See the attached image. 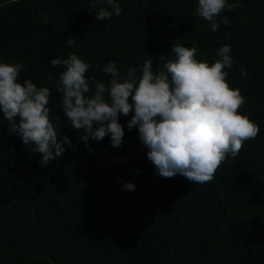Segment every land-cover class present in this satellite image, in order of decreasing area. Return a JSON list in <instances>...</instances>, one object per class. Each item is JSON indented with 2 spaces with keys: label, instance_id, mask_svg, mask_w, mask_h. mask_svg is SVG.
<instances>
[{
  "label": "trees",
  "instance_id": "16d2710c",
  "mask_svg": "<svg viewBox=\"0 0 264 264\" xmlns=\"http://www.w3.org/2000/svg\"><path fill=\"white\" fill-rule=\"evenodd\" d=\"M94 2L0 0V63L22 64L18 82L50 89V120L75 146L42 166L0 114V264H264V0H228L239 7L216 18V32L196 14L198 0H116L121 15L101 22L89 14ZM175 42L209 65L230 46L226 82L245 98L239 114L260 128L208 183L157 175L127 127L134 112L119 116L121 147L106 136L89 139L90 151L54 86L57 57L76 54L107 85L109 62L139 74L150 57L155 70ZM128 182L135 191L123 190Z\"/></svg>",
  "mask_w": 264,
  "mask_h": 264
},
{
  "label": "clouds",
  "instance_id": "9594fccd",
  "mask_svg": "<svg viewBox=\"0 0 264 264\" xmlns=\"http://www.w3.org/2000/svg\"><path fill=\"white\" fill-rule=\"evenodd\" d=\"M92 7L89 14L97 22L122 12L116 0H95ZM238 7L228 0H198L196 14L216 32V18ZM223 23L227 25V20ZM73 42V38L66 40L69 46ZM196 52V48L175 42L170 57L159 58V71L147 57L139 74L136 68L122 74L115 62H109L103 68L110 77L107 85L87 77L93 66L76 54L52 59V67L64 68L54 84L62 94V114L73 130L81 131L79 140L92 151L88 140L102 141L106 136L113 148L121 147L125 133L119 116L134 112L127 127L137 128L157 175L170 179L179 174L192 183L211 182L221 164L235 158L260 128L239 114L245 98L226 82L224 69L233 66L230 46L220 47L216 55L221 59L211 65L198 61ZM22 70L23 65L15 61L0 63V114L9 134H16L25 146L33 145L32 153H38L39 163L47 166L62 158L65 145L75 146L66 135L60 137V129L50 120V89L37 87L28 79L18 82ZM123 190L135 191V185L125 183Z\"/></svg>",
  "mask_w": 264,
  "mask_h": 264
}]
</instances>
